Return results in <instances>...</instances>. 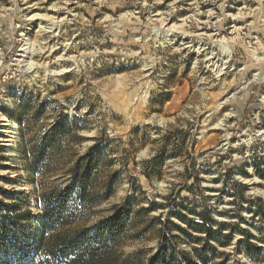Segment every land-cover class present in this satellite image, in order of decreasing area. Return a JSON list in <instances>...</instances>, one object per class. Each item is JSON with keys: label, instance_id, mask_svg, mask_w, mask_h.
Returning a JSON list of instances; mask_svg holds the SVG:
<instances>
[{"label": "rangeland", "instance_id": "374dc122", "mask_svg": "<svg viewBox=\"0 0 264 264\" xmlns=\"http://www.w3.org/2000/svg\"><path fill=\"white\" fill-rule=\"evenodd\" d=\"M1 206L113 228L108 264H264V0H0Z\"/></svg>", "mask_w": 264, "mask_h": 264}, {"label": "trees", "instance_id": "16d2710c", "mask_svg": "<svg viewBox=\"0 0 264 264\" xmlns=\"http://www.w3.org/2000/svg\"><path fill=\"white\" fill-rule=\"evenodd\" d=\"M255 166L258 165L255 163ZM81 164L75 174V181L81 186V191L85 192L87 187V171L81 170ZM14 207V206H13ZM57 207V206H56ZM59 209V208H58ZM48 212L47 209L43 215L37 217L31 211L16 213L12 208L0 207V264H25L29 263L27 258H34L39 252H46L47 256L53 258V264H108L110 256L107 250L108 242L114 240L115 234L113 228L100 230L91 237L94 240L90 246L84 247L80 244L78 238L67 236L46 237V234L56 227L61 221L59 215ZM53 214V215H52ZM199 228L208 229L203 223H197ZM158 262L162 264H209L213 259L214 253L208 255L201 250H196L194 254L173 250L170 246L168 237L165 238ZM251 246V245H249ZM33 253L32 258L30 254ZM44 263L43 257L39 258ZM49 261V260H46ZM45 264V263H44ZM47 264H51L47 262Z\"/></svg>", "mask_w": 264, "mask_h": 264}, {"label": "bare ground", "instance_id": "6f19581e", "mask_svg": "<svg viewBox=\"0 0 264 264\" xmlns=\"http://www.w3.org/2000/svg\"><path fill=\"white\" fill-rule=\"evenodd\" d=\"M41 19V18H40ZM242 21V20H241ZM175 25V24H174ZM176 26H172V28H175ZM171 27H170V29H172ZM179 28V27H178ZM222 29V28H221ZM225 31V30H224ZM210 59V58H209ZM210 61H211V59H210ZM220 72H221V70H220ZM129 98V97H128ZM135 100V99H134Z\"/></svg>", "mask_w": 264, "mask_h": 264}]
</instances>
